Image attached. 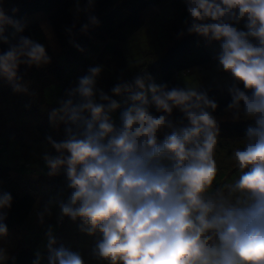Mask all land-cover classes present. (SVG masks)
I'll use <instances>...</instances> for the list:
<instances>
[{"label":"clouds","instance_id":"clouds-1","mask_svg":"<svg viewBox=\"0 0 264 264\" xmlns=\"http://www.w3.org/2000/svg\"><path fill=\"white\" fill-rule=\"evenodd\" d=\"M185 5L187 33L220 41L219 68L251 91L248 95L235 84L229 88L233 119L242 111L255 120L243 147L232 153L238 175L213 187L219 128L212 111L217 104L205 92L190 86L169 90L150 76L147 83L137 76L135 88L118 83L112 94L127 93L131 103L117 125L112 113L121 105L96 88L102 67L93 66L48 113L53 127L65 125V139L48 136L57 155L45 153L43 160L49 176L64 170L71 191L66 201L50 200L36 216L43 224L56 204L59 221L80 218L82 232L102 234L92 255L107 264H264V0H185ZM94 6L95 0L83 6L77 0L75 12L88 21L80 28L83 33L99 24ZM242 21L247 31L234 26ZM26 26L0 5V43L7 45L0 51V77L14 92L28 94L18 68H41L51 58L43 43L22 35ZM66 31L73 34L71 28ZM183 35L181 30L178 37ZM151 106L162 114L154 116ZM173 109L183 113L188 126L176 127ZM164 129L172 131L158 141ZM12 202L10 193L0 192V210L10 209ZM6 216L0 211V237L8 234ZM46 238L48 264H85L79 253L56 246L51 226ZM9 258L0 247V264ZM41 259L37 252L33 264Z\"/></svg>","mask_w":264,"mask_h":264},{"label":"trees","instance_id":"trees-1","mask_svg":"<svg viewBox=\"0 0 264 264\" xmlns=\"http://www.w3.org/2000/svg\"><path fill=\"white\" fill-rule=\"evenodd\" d=\"M86 2L87 0H79L81 6ZM165 2L169 3L170 8L161 7ZM2 3L6 15L17 20H23L38 13L43 14L48 19L60 47V54L57 56L39 23L27 26L22 35L43 43L51 58V63L41 68L26 65H21L18 68L22 79L28 83V94L12 93L10 90L1 93V97H18L19 103L25 107L27 115L36 116V119L38 116L42 119V123L36 126L39 138H36V142L34 141L32 146L26 145L18 137L17 140L15 139L16 143L12 151L8 145V140L11 138H1L0 136V192L6 191L13 197L11 208L0 211L7 213L3 223L10 233L21 229L30 220L39 200L38 193L32 187L24 186V178H33L36 175L46 177V172L49 171L44 160L37 157L39 154L35 152L36 147L41 142L51 148V145L47 143L48 136L57 142L65 139V125L60 124L59 127H53L49 122L48 113L53 108L59 107L58 102L63 99L66 90L75 87L74 82L82 77L79 74L81 72H83V76L88 74L90 67H102V72L97 78L96 88L100 86L114 87L118 83L127 82L131 73L127 66L126 48L130 45L129 42L146 27L144 14L147 11H155L151 22L164 12H170L172 21L166 24L171 35L160 60L141 66L142 76L145 77L146 83L150 76L153 82L167 85L169 90L174 87L182 88L181 78H186L196 71L204 73L205 68L212 66L217 57L208 49L213 41L199 35L188 34L185 27L184 35L178 37L179 25L186 19H190L185 0H95L92 14L98 18L99 24L90 26L87 33L80 31L81 26L88 21L84 14L78 15L75 12L77 0H2ZM13 9L17 11L13 13ZM174 15L180 18V23L174 22ZM244 24L245 22L242 21L239 25L234 26L242 31H247ZM69 28L72 29V35L66 31ZM250 40L252 43H256L253 38ZM70 41L78 44L83 51ZM6 50L7 45L0 43V51ZM74 71L78 77L72 75ZM219 75L221 77L212 79V81L221 82L219 85L210 88L200 87L197 90L205 92L208 98L217 104L215 111L211 109L209 111H212L216 120H219L217 121L218 140L232 143L243 141L247 129L255 126V120L246 118L227 122L221 121V119L226 114L231 102L230 87L235 84L248 95H251V91L245 89L240 82H225V75H229V73L222 72ZM129 102V100H125L124 103ZM150 112L154 116L162 114L156 111L155 106L150 107ZM170 119L177 128L188 126V121L179 109H173ZM163 131L158 135V141L162 142L165 135L170 134L172 130L164 129ZM53 155H57L55 150ZM10 159L11 161H9ZM235 171H238L237 168L234 169ZM53 177L56 179V183L60 181L67 183L63 169L59 175ZM67 190L71 191L68 188ZM63 222L64 220L62 222L57 220L56 223L61 226ZM38 241L40 239L35 245L34 243L22 245L11 254L6 264H33L38 252L37 247L40 244ZM41 257V264H48L44 262L42 255Z\"/></svg>","mask_w":264,"mask_h":264},{"label":"rangeland","instance_id":"rangeland-1","mask_svg":"<svg viewBox=\"0 0 264 264\" xmlns=\"http://www.w3.org/2000/svg\"><path fill=\"white\" fill-rule=\"evenodd\" d=\"M3 3L2 0H0V5ZM161 7H165V9H167L170 8V5L169 3L165 2ZM171 10L173 11V13H175L172 8ZM154 13V10H149L144 14V18L146 19V27L142 29V32L140 34H138L129 42L130 45H128L129 43L126 44L128 45V48H126L127 66L129 72L131 73V76L130 78L128 77L127 82L133 84L134 88L135 78L137 76L143 75L141 66H143L144 64H152L159 61L161 56L163 55V51L165 50V48H167L169 43V37L171 34L168 31V27L166 28V24L172 21L170 12H164V14H160L151 22ZM174 16V22L176 21V23H180V18L177 15ZM21 21L25 22L27 26H30L34 23H39V25L47 35L54 53L57 56L60 54V47L57 43L55 35L53 34L48 19L44 17L43 14L38 13L29 16ZM184 27V23L181 22V25H179V30H184ZM208 47L210 53H213L216 57L222 51L220 41H213V44H210ZM75 72L76 71L73 72V76L76 75L74 74ZM222 72L225 74V72L219 68V63L216 59V61L212 63V66L205 68L204 73L196 71L186 78H181V87L187 88L188 86H190L199 89L200 87L210 88L217 86L221 82L212 81V79L221 77L219 74H222ZM81 73L79 74V76H83V72ZM17 74L22 79V75L19 74V72H17ZM225 76V82L234 81L230 74ZM76 77L78 76L76 75ZM22 82H26V84H28L24 79H22ZM74 83L77 86L78 80H76ZM111 87L112 86H100L99 88L97 87V89L103 90L106 94L111 96L112 99H115L121 105L120 109L112 113L113 119L118 125L121 111H123L124 108H126L128 104L131 103V101L125 104V100H128V94L125 93L119 96L113 95L110 91ZM8 90H10V92L12 93L14 92L8 82L0 77V97L1 93H6ZM1 98V138L6 137L12 139V141H10L11 139L8 140V145H10L11 150L14 149V144L16 143L15 139L18 137H20L21 139L19 140L24 142L26 145L32 146L34 144V141L36 142V138H39V133L36 130V126L42 123V119L38 116L36 119V116L32 117L30 115H27V111L24 106L20 105L18 97L14 98V96H2ZM64 98H66L65 95L63 96V99ZM246 118L248 117L244 116L243 112L241 111L240 118L233 119V112L227 109L226 114L221 119V121L232 122ZM160 134H162V132L158 133V135ZM39 144L40 145L37 146L35 150V152L39 154L37 155L38 158L40 157L43 159V155L45 153H48L50 155L54 154L55 149H53L52 147L50 148L49 146L41 142H39ZM237 147H243L242 141L232 143L228 141L220 142L218 140L216 149L218 173L216 181L213 185L214 188L226 182H229L231 179H234L237 176L236 173H238V171L234 172V169L237 167L235 161L232 158V153ZM9 161H11V159ZM65 182L66 181H60L56 183V179L53 176H49L47 172L46 177H40L39 175H36L33 176V178H24V186L26 188L32 187L38 193L39 200L30 220L21 229L8 233L6 237H0V247H3L7 250L9 257L25 243H34L35 245L37 240L40 239V241H38V243L40 244L37 247V251L43 256L44 262L48 263V253L47 251L45 253V250H47L46 232L48 231L49 226H51L54 236L57 240V247L63 245L71 251L79 253L83 258L85 264H107L106 261L98 260L92 255V248L94 247L96 241L102 238V234L98 231L93 235H88L86 232H82L80 230V225L82 224V220L80 218H77L76 221H73L69 217H64L63 224L59 226L56 223L58 220L57 217L59 216V207L58 205L53 204L51 208L52 215L45 216L43 224L39 223L36 212L41 210L45 204H47L50 200H67L70 192L69 190H67V183Z\"/></svg>","mask_w":264,"mask_h":264}]
</instances>
